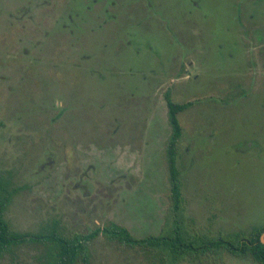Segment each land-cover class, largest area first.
<instances>
[{"label": "rangeland", "instance_id": "rangeland-1", "mask_svg": "<svg viewBox=\"0 0 264 264\" xmlns=\"http://www.w3.org/2000/svg\"><path fill=\"white\" fill-rule=\"evenodd\" d=\"M195 229L264 226V0H0V180L10 227L66 236L110 221L159 234L170 204L166 95ZM91 264H165L104 236ZM24 242L0 264H46ZM84 264V263H77ZM180 264H258L225 252Z\"/></svg>", "mask_w": 264, "mask_h": 264}, {"label": "trees", "instance_id": "trees-1", "mask_svg": "<svg viewBox=\"0 0 264 264\" xmlns=\"http://www.w3.org/2000/svg\"><path fill=\"white\" fill-rule=\"evenodd\" d=\"M166 98L173 129L167 147L171 193L164 226L159 234L139 237L113 220L86 233H74L70 236L64 235L55 224L50 230L34 234L15 231L5 216L12 192L7 188V183L0 180V253L27 241L39 242L47 245L46 264H91L89 244L102 235L107 240L126 246L150 249L160 254L165 264H180L187 257L197 256L202 259L210 254L214 259H222L225 252L251 257L258 264H264V242L261 240L264 226L256 227L249 233L241 231L227 237L216 235L208 229H195L190 226L177 166L178 143L182 136L178 114L188 103L174 102L168 94Z\"/></svg>", "mask_w": 264, "mask_h": 264}, {"label": "water", "instance_id": "water-1", "mask_svg": "<svg viewBox=\"0 0 264 264\" xmlns=\"http://www.w3.org/2000/svg\"><path fill=\"white\" fill-rule=\"evenodd\" d=\"M261 240L264 242V232L261 235Z\"/></svg>", "mask_w": 264, "mask_h": 264}]
</instances>
